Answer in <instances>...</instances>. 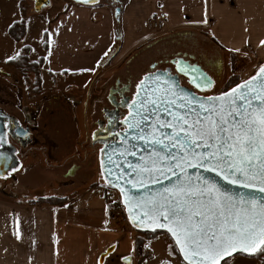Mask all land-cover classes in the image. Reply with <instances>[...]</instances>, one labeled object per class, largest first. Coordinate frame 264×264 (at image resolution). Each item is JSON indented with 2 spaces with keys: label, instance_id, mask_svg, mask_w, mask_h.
I'll return each mask as SVG.
<instances>
[{
  "label": "crops",
  "instance_id": "0c3cea01",
  "mask_svg": "<svg viewBox=\"0 0 264 264\" xmlns=\"http://www.w3.org/2000/svg\"><path fill=\"white\" fill-rule=\"evenodd\" d=\"M60 1L43 9L49 15L46 20L37 18L36 24L43 26L42 44L44 38L47 41V50L42 49L40 57L44 58L43 69L46 73L65 74L84 81L81 88L89 84L88 96L102 67V74L118 70L125 62L130 64L142 49L153 48L160 39L172 35L207 34L240 63L264 64L261 43L264 0H124L119 24L113 17V7L102 0L95 4ZM160 14L165 16L161 27L152 28L151 21ZM29 46L23 43L20 49ZM29 63H33L31 57ZM107 64H110L108 68ZM109 97L107 92L106 102L114 112L111 122L114 125L123 108H115L113 100L119 96L113 95L112 102L107 101ZM124 97L129 99L128 93ZM40 138L51 144V151H59L60 156L66 148L71 154L68 166L66 170L60 169L61 158L49 154L48 161L55 162L58 171L46 173L38 170L39 165L33 162H27L28 166L20 170L22 163L18 159V173L12 174L16 179L12 178L11 184L0 190V264H100V257L109 249L112 251L102 264H126L125 257L130 258V264L134 263L132 251L137 255L135 264H142L137 240L143 239V235L122 226L111 215L100 153L98 156L95 152L92 156L88 153V145L92 148L96 145L92 139L87 136L83 140L79 137L53 139L43 135ZM34 141L35 145H41L36 137ZM3 178L8 181L7 176ZM41 182L50 184L51 190L36 196L33 193ZM46 199L62 202L49 204L44 202ZM17 230L20 239H17ZM145 245L150 246L146 242L142 248ZM145 253L147 258L152 251L146 249ZM171 260L174 264H185L178 255H173ZM227 260L228 264H261L253 255L239 254Z\"/></svg>",
  "mask_w": 264,
  "mask_h": 264
},
{
  "label": "snow or ice",
  "instance_id": "6c2138e0",
  "mask_svg": "<svg viewBox=\"0 0 264 264\" xmlns=\"http://www.w3.org/2000/svg\"><path fill=\"white\" fill-rule=\"evenodd\" d=\"M176 64L185 74L196 71L194 67H180V61ZM149 79L155 87L146 86L143 78L137 83L133 111L125 123L136 139L144 140L153 151L147 158L141 157L142 163L129 165L136 179L130 177L126 183L144 187L145 178L158 183L157 173L176 176L179 170L180 175L175 183L169 182L147 197L125 196L129 211L137 207L142 210V216L137 213L132 217L133 223L137 227L166 228L188 264H228L226 258L234 252L264 251V199L258 200L251 193L231 195L214 181L201 176L193 179L187 172L188 168L204 169L229 184L264 193V64L255 75L204 103L190 94L185 102L183 89L175 90L166 72ZM193 82L198 88L213 83L203 72L193 77ZM161 114L167 118L161 119ZM0 159L7 163L2 152ZM108 163H114L112 157ZM103 168L102 162V174ZM107 175L115 177L116 183L124 178L123 172L117 174L112 168L107 169ZM120 191L125 194L122 186ZM16 236L20 239L18 230Z\"/></svg>",
  "mask_w": 264,
  "mask_h": 264
},
{
  "label": "rangeland",
  "instance_id": "374dc122",
  "mask_svg": "<svg viewBox=\"0 0 264 264\" xmlns=\"http://www.w3.org/2000/svg\"><path fill=\"white\" fill-rule=\"evenodd\" d=\"M60 3H62L60 0H49V5L45 8L47 10L51 6ZM43 9L40 12H35L32 0H0V109L14 116L22 126H28L31 137H36L37 143L42 145L33 143L22 149L15 145L18 149L17 158L22 163L19 166L20 170L28 166L26 165L27 162L29 164L33 162V164L39 165L38 170L43 169L46 173H48L47 171H58L59 169L54 166L55 162L48 161L49 154L59 156L61 158L59 164L63 165L59 168L66 170L67 160L71 156L68 150L64 148L63 155L60 156L59 151H51V144L42 141L40 137L43 135L53 139L65 138L66 140L70 137H79L78 139L83 140L85 136L91 139L99 131L104 132V129L98 130L95 125L96 120L103 118L102 110L98 106L108 108L106 102L107 88L113 84L116 78L120 79L121 84L128 81L131 84L128 94L129 102H131L136 92L137 83L146 74L165 69H171L170 72H172L173 68L169 62L180 57H193L191 63L198 65L213 81V86L210 89L201 93L196 92L204 96L218 95L227 89V83L230 80L235 79V83L238 82L237 84H239L255 75L259 69V65H252L247 62L240 63L236 57L217 46L207 34H178L160 39L153 48H144L141 52L138 51L140 53L136 52L138 56L132 58L130 64L127 65L126 62L122 64L118 70L102 74L101 70L104 68L102 67L96 74L97 80L88 96L89 84H86L87 86L82 89L81 85L84 81L65 74L46 73V70L43 69L44 60L41 65L38 64L39 59H42L40 57L42 49H44V42L42 44L43 26L36 24L39 22L37 18L42 17L43 20H46L49 17L47 11L42 12ZM22 20H25L27 26L25 36L20 41H14L10 39L7 31L13 23ZM23 43L30 45V48L25 47L30 49L27 60L31 57V62L35 67H32L31 63L29 66L23 65L22 62L17 67L6 65L7 61L12 60L7 59L8 57L16 58L20 54L22 50L20 47ZM50 60H52V57ZM65 64L70 65V63ZM109 65L107 64L106 68ZM37 77L41 81L39 84L36 81ZM71 100L79 101V103L73 104L70 102ZM126 114L127 107L120 110L118 121L114 124V132L117 133L123 129L121 121ZM86 119L87 128L84 125ZM73 121L78 124L74 125ZM100 150L101 145L99 144L95 145L94 148L88 145V153L91 156L92 154L95 155L94 152L98 156ZM51 164L53 165L51 166ZM16 170L18 169L7 175V182L3 181L4 178H0V190L2 187L11 184V179L16 176L12 175L13 172L18 173ZM41 174L43 173H39V175ZM50 190V184L41 182L39 188H36L33 194L37 196L41 195L42 192L48 193ZM106 193L107 200L110 203L111 215L122 226L129 227L128 229L134 231L135 229L128 221L123 219L125 211L123 212L124 208L122 209L123 205L118 192L108 187ZM138 233L142 234L143 232ZM146 242H149L150 246L147 248H142V245L138 247L141 248L140 260H143L142 264H162V262L164 264H174L171 257L176 254L174 244L170 238L160 234L156 239L145 240L143 244ZM146 249L152 251V254L149 253L147 258L145 257ZM150 255L152 256L150 257ZM131 257L135 260L131 264H135L137 260L135 251H132Z\"/></svg>",
  "mask_w": 264,
  "mask_h": 264
},
{
  "label": "water",
  "instance_id": "95a60500",
  "mask_svg": "<svg viewBox=\"0 0 264 264\" xmlns=\"http://www.w3.org/2000/svg\"><path fill=\"white\" fill-rule=\"evenodd\" d=\"M75 3H82V4H95L98 2V0H71ZM33 2V9L35 12H40L43 8L47 7L49 5V0H32ZM120 8H114L113 9V17L115 21L119 24L120 19ZM120 39V36L117 38V40ZM185 63V62H184ZM186 67V66H184ZM188 67V66H187ZM194 67L196 69L195 72H192L189 70L187 74H185L182 71H178L176 74H172L169 69L165 70H155L153 72H150L146 74L143 79L146 81V86L152 85L155 87L153 84V81L149 79V76H152L153 74L156 75H161L163 76L165 72L168 75V78L170 82H174L175 84V90L179 91L180 89H183V93L185 95V102H187L188 94H190L191 97L199 98L202 103L207 101L208 97H215L219 96L214 95V96H204V95H199L195 92H203L205 90L210 89L213 86V83L211 87H204L205 90H201L198 87H196V84L193 82V77H198L200 72H203V70L199 66H189L188 68L191 69ZM205 74V72H203ZM208 76L207 74H205ZM179 76H183L188 80V86L186 87L181 84V80ZM209 77V76H208ZM240 84V83H239ZM235 87V86H234ZM232 87V88H234ZM231 89V88H230ZM227 90L226 92H228ZM137 94V88L135 95ZM134 103V100L131 102H128L125 107H127V114L124 116V118L121 121V125L123 129L121 131H118L117 133L114 132L115 128L113 123H111L108 127L105 128L104 133L98 134V137H94L92 139L94 144H99L101 145V150H100V167L102 171V162L104 164L103 168V178L106 183V185L114 190H116L120 196L121 203L123 205L126 218L129 222V224L138 232H143V233H153V232H164L166 233L174 246L176 247L180 259L185 263L188 264L187 261L184 260L182 254L179 251V248L175 245V241L171 234L167 231L166 228H150V227H137L132 220L133 216H136L137 213L142 216V210L137 207V208H132L131 211H129V205H127L125 201V196L126 195H131L133 197H136L137 199H140L142 197H147L151 195L154 192L159 191L163 187H167L169 182L175 183L176 182V176L180 175L179 170L176 172V176H173L171 172L166 173L165 175H160L156 174L155 179L158 181V183H150L146 178L144 179V187H133L130 184H127L126 181L131 177L133 179H136V177L133 174V168L129 167V165H136L139 163H142L141 157L147 158L150 153H152L153 149L151 147H147L145 145L144 140H138L136 137L133 135V132L129 130V125L128 123H125V118L129 116L130 112L133 111L131 108V105ZM124 109V108H123ZM167 117L164 116V114H161V119H166ZM194 118V117H193ZM155 118H153L154 120ZM132 121L129 120V123ZM150 123L153 121H149ZM116 122H114L115 124ZM149 131H152V129H149ZM161 131H170V129H161ZM28 129H23L21 125L19 124L18 120L14 117L6 113L4 110L0 109V152L4 153L7 156V163L4 162L3 159H0V178H3L7 176L9 173L13 171V169H16L19 165L18 158L16 156V148L11 145L7 144V135L11 136L13 139H22L25 138L28 134ZM16 134V136H15ZM17 137V138H16ZM147 139L151 141V136H148ZM28 143V142H27ZM134 145V147H133ZM103 150V151H102ZM113 150H115V155L113 154ZM126 150V151H125ZM135 152V155H132V153ZM121 153H124V155H121ZM108 157H112V160L114 161L113 164L108 163ZM193 163H195L193 161ZM119 165V167H116V165ZM112 168L114 172L117 174L123 172L124 173V178L120 179L118 183L115 182V177L107 175V169ZM187 172L193 176V179H195L196 176H201L202 179H210L214 181L219 187L222 188V190L228 192L231 195L234 196H239V195H248L252 194L255 195L256 198L259 199H264V193H260L258 190L255 189H248L244 188L239 185H232L229 184L226 180L221 178L220 176H217L215 172H205L204 169H193V168H188ZM107 181H112V183H108ZM121 186L125 189V194L122 195L120 188ZM263 246V245H262ZM261 246V247H262ZM112 250L109 249L106 253H104L100 257L99 263L102 264L104 258L111 252ZM247 255L251 256L254 254H249L247 252H234L232 253V256L235 255ZM229 259V258H226ZM124 263L130 264V259L127 258L124 260Z\"/></svg>",
  "mask_w": 264,
  "mask_h": 264
},
{
  "label": "flooded vegetation",
  "instance_id": "af4514ba",
  "mask_svg": "<svg viewBox=\"0 0 264 264\" xmlns=\"http://www.w3.org/2000/svg\"><path fill=\"white\" fill-rule=\"evenodd\" d=\"M100 1V0H98ZM103 2H105L106 4H108L109 6H112L113 9L114 8H117L119 7L121 9L122 7V3L124 0H102ZM191 59H193V57H190L187 58V57H180V58H177V59H173L172 61L169 62V64L171 65V67L173 68L172 70V74H176L177 73V70L178 69V66L176 64V61H180L181 64H180V67H184V66H198V65H195L194 63H191L193 61H191ZM185 62V63H184ZM169 71H171V69H169ZM180 77V80H181V84L186 86V87H189L188 86V80L183 77V76H179ZM130 86L131 84L129 83V81L127 83H123L121 84V82L119 80H115L114 84L111 85L109 87V95L112 97L113 95H117L119 96L120 98L119 99H115L113 100V102L117 105H115V108H125L127 102H128V99L127 97H124V95L126 93L129 94V90H130ZM199 89L201 90H205L204 87H200ZM195 92H197L195 90ZM111 97H109V99H107V101H110L112 102L111 100ZM127 99V100H126ZM111 106V104H109ZM117 109V110H118ZM112 109L110 108H102V114H103V118L100 119V120H96L95 121V124H96V128L99 130V129H104L105 130V127L109 126L112 122V118H113V114L114 112L111 111ZM19 122V121H18ZM20 124V123H19ZM21 125V124H20ZM21 127L23 129H28V134L25 138H22V139H13L11 136L7 135V144H11L15 147L18 146L20 149L24 148V147H27L28 145L30 144H33L35 141H34V137L32 138L31 137V131H30V128L28 126H22ZM102 134L104 133L103 131H99L95 136L98 137L99 135L98 134ZM16 136V134H15ZM17 138V137H16ZM93 139V138H91ZM28 142V143H27ZM16 148V147H15ZM16 156H18V149H16Z\"/></svg>",
  "mask_w": 264,
  "mask_h": 264
},
{
  "label": "trees",
  "instance_id": "16d2710c",
  "mask_svg": "<svg viewBox=\"0 0 264 264\" xmlns=\"http://www.w3.org/2000/svg\"><path fill=\"white\" fill-rule=\"evenodd\" d=\"M25 31H26V23H25V20H22V21L13 23L11 25V27H9L7 33H8V36L10 37V39H12L14 41H20L25 36ZM44 50L45 51L47 50V41L45 40V38H44ZM29 53H30V49L29 48H23L21 50L20 54L15 59L7 61L6 65H8L9 67H12V66H16L17 67L18 64L22 62L23 65L29 66L30 63H29V60H27V57L29 56ZM39 60L40 61H38L39 62L38 64L41 65L43 63L44 59L42 58V59H39ZM31 66L35 67V65H33V64H31ZM234 80L235 79L230 80L227 83V89H225L224 92H226L229 88H232V87L237 85L238 82L235 83ZM36 81H37L38 84L41 82L38 77H37ZM44 202L49 203V204H60L62 201L59 200V199H46V200H44ZM142 234H143L144 239L143 240H141V239L137 240L138 247L143 245L145 240L148 241L149 239H156L160 234L161 235H165V236H167L169 238V236L166 233H164V232H153V233H142ZM262 248H264V245L262 246ZM174 252H175L176 255L179 256L178 251H177L175 246H174ZM253 256H255L256 258L260 259L261 264H264V251H258Z\"/></svg>",
  "mask_w": 264,
  "mask_h": 264
},
{
  "label": "built area",
  "instance_id": "2783aa9c",
  "mask_svg": "<svg viewBox=\"0 0 264 264\" xmlns=\"http://www.w3.org/2000/svg\"><path fill=\"white\" fill-rule=\"evenodd\" d=\"M164 19H165V16L163 14H160L157 19H153L151 21V27L155 28V29L160 28L162 23H163V21H164ZM122 209H123V207H122ZM123 212H124V210H123ZM123 219L125 221H127L125 212L123 213ZM148 256H149V253H148Z\"/></svg>",
  "mask_w": 264,
  "mask_h": 264
}]
</instances>
